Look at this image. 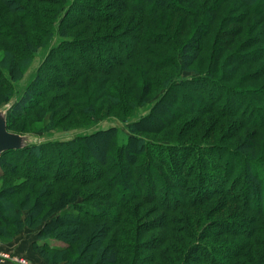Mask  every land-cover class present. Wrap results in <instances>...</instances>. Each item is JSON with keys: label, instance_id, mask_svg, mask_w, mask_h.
<instances>
[{"label": "trees", "instance_id": "obj_1", "mask_svg": "<svg viewBox=\"0 0 264 264\" xmlns=\"http://www.w3.org/2000/svg\"><path fill=\"white\" fill-rule=\"evenodd\" d=\"M81 26L12 103L10 131L78 128L109 114L127 121L164 92L127 130L1 154L0 179L20 180L0 190V238L37 229L33 247L47 264H264V0H0V107L38 49ZM197 61L204 78L180 79ZM248 65L256 67L241 73ZM219 104L244 115L227 135L252 150L221 147L225 162L216 164L208 146L184 137ZM190 114L199 118L182 124ZM215 198L232 204L235 218L200 230L209 213L200 209ZM147 203L168 232L144 255L137 218ZM182 208L192 214L175 230ZM208 239L217 242L202 244Z\"/></svg>", "mask_w": 264, "mask_h": 264}, {"label": "rangeland", "instance_id": "obj_2", "mask_svg": "<svg viewBox=\"0 0 264 264\" xmlns=\"http://www.w3.org/2000/svg\"><path fill=\"white\" fill-rule=\"evenodd\" d=\"M72 1L73 0H68L69 6L72 3ZM83 28H84V26L77 27L76 29H74L73 31L70 32V35L67 38L63 37L57 33V35L53 36L51 42H49L48 44H46L43 47H41L40 49H38V51L34 54L31 63L27 67L26 71L23 73L22 77L16 81H13L14 91H13V95L10 99L11 103H14L20 99L21 95L24 93V91L28 88V86L32 83L33 79L36 77V75H37L40 67L42 66V64L46 60H49V58H50L49 56L52 53L53 49L56 47H59L62 43L66 42L67 40H72L75 37L74 32L79 31ZM57 29H58V27H57ZM104 33H107V32H103V34ZM118 33H120V32H118ZM244 38H245L244 36H238L236 41L240 42ZM253 67L255 68L256 66H253ZM253 67L251 65H248L246 67V69L242 68L240 72L241 73L250 72V71H252L251 69ZM205 70H206L205 67H203L202 64L197 61L191 68L183 71L180 74L179 78L183 79V80H195L198 78L200 79L202 77L204 78L205 73H206ZM261 82H264V79L262 81H260V83ZM260 83L252 82V83H248L246 86L252 87V86L258 85ZM201 85L203 86V88H206V86H204V81L201 82ZM201 85H200V87H201ZM213 88L215 90V95H216V92L218 91V89L216 87H213ZM163 92L164 91H161L154 99L148 101L147 104H145L141 107H138L133 112V114L131 115V117L127 121H122L118 117H116L115 115L109 114V115L102 116L103 118L101 119L100 122L89 123L87 125H84L83 127L74 128L73 126H71L72 128L65 129L66 125H69V124L64 123L63 125L56 127L55 129H53L51 131L35 132V133H37V135L40 137V144H44V143L55 142V141H69V140L73 139L75 136L87 135V134H90V133L96 131L97 129L108 128V127H112V126H116V127H119L123 130H127L128 126L132 122L137 121L140 118L146 116L151 111V109L155 105L156 101L158 100L159 96H161ZM196 96L201 99V97L199 95H196ZM219 105L220 106H217L218 111H219L218 115H216V114H209L207 116L203 115L202 116L203 120L202 121L200 120L198 126L196 128L191 127L190 131L188 133H186L185 134L186 136L184 137L185 140L188 142H195L196 141V142L202 144L203 146H208L207 149L210 150L209 160H211L212 162H216V164L220 163L221 161L223 163L225 162V161L221 160L218 156L219 154H221L220 151H218L219 148H221V147L223 148L226 146V147L231 148V149L236 150V151H238V149H239L240 151H243L246 153H249L250 150H252L250 148L249 149L245 148L244 147L245 145H239L238 143L240 142L241 139H239V138L229 139L231 136L227 135L228 132L231 133L232 135L236 134L235 133V131L237 130L236 128L239 127L240 123L245 118L244 115H241V116L240 115H237V116L227 115L228 111L229 112L233 111V105H230L228 107V109L226 107H224L222 104H219ZM247 116H249L248 121L255 118L253 111L252 112L247 111L246 117ZM197 118H199V116L197 117V114H190V115L185 116L182 119L181 123L182 124L184 122L187 123V122L192 121V120L197 119ZM234 124H237L236 128L233 127ZM28 134H31V133H28ZM148 137L153 138V139L155 138L159 141L160 140L163 141V139H161V137L157 138L156 135H150V136L148 135ZM245 143H249L248 145H250L249 141H245ZM263 152H264V150L261 152V154H262L261 156H263ZM0 171H2V167H0ZM19 180H20L19 178L14 179L12 177L0 179V190H2L3 188H7L8 186L13 185L16 182H19ZM95 186L96 185H92V186L88 187L87 189L89 190L90 188H94ZM222 201L223 200H221V198H215V200H212L211 202H209L205 206V208L200 209L201 210L200 212H202V211L203 212L204 211L209 212L204 218L205 221L203 220V222L200 224V230L202 227H204V225H206L207 222H211L213 220H216V221L217 220H224L226 218H229V219L235 218V217H233V215L230 216V214H232V211H233L232 210L233 205L228 204L225 201L224 202H222ZM220 203H221V205H220ZM136 204H138L137 201H135L132 205L135 207ZM146 211H149V213L147 215H144L146 213ZM158 211H159V209L153 203L144 204L142 207V210H140L141 213H139V215H138L137 225H139V228L144 230L145 233L143 234V239H142V237H140L142 240H140L138 242L139 254H140V252H142V247L145 245H146V249H145L146 251L145 250L144 251L146 253L144 255L154 254L155 252L153 249H155L156 247L158 248V245H159L158 242L168 232V231L166 232V230L163 228V225H162L163 222H161L162 221V217H161L162 213L158 212ZM191 211L184 210V208H182L180 211H178L177 214L181 217V219L179 220L181 222H178V221L174 222V224L171 228H173L175 230L185 229L187 221L184 220V218L191 216V214H192ZM250 214L251 213H247L246 216L250 215ZM260 217L264 218L263 215ZM238 220H241V219L238 217ZM192 222H194V221H192ZM102 225L103 224H101V226ZM22 232H23V234H26V236L28 237L27 239H29L31 237L36 238V235L38 237V234H36V232H38V230L34 229V228H30L28 226H25L19 234H21ZM14 239L8 240L5 238H0L1 250H2L1 246L11 243ZM223 240H225V239L219 238L217 241H219V243H220ZM232 240L236 242V241H241L242 239H232ZM202 241H203L202 244H205V245L207 243H209V241L212 243L217 242V241H214L211 239H208L206 241L202 240ZM50 242H52L54 244H62L61 242H59L58 240H55V239H52ZM133 244L132 243L128 244L129 249H131V247L134 246ZM160 249H162V248H160ZM23 255L28 258L27 255H25V254H23ZM13 256H15V255L13 254ZM15 257H18V256H15ZM18 258H25V257H18ZM27 258H25V259L28 261ZM142 264H144V263H142Z\"/></svg>", "mask_w": 264, "mask_h": 264}, {"label": "water", "instance_id": "obj_3", "mask_svg": "<svg viewBox=\"0 0 264 264\" xmlns=\"http://www.w3.org/2000/svg\"><path fill=\"white\" fill-rule=\"evenodd\" d=\"M12 103H6L0 107V155L11 150H22L40 144L37 134H20L12 132L8 128L9 112Z\"/></svg>", "mask_w": 264, "mask_h": 264}, {"label": "crops", "instance_id": "obj_4", "mask_svg": "<svg viewBox=\"0 0 264 264\" xmlns=\"http://www.w3.org/2000/svg\"><path fill=\"white\" fill-rule=\"evenodd\" d=\"M38 234V232H36ZM28 237L26 234H19L16 238L9 244L3 245L2 250L8 253H12L18 257H25L23 254L28 256L29 264H47V262L41 257V255L34 249L33 243L37 240V235L35 237Z\"/></svg>", "mask_w": 264, "mask_h": 264}, {"label": "built area", "instance_id": "obj_5", "mask_svg": "<svg viewBox=\"0 0 264 264\" xmlns=\"http://www.w3.org/2000/svg\"><path fill=\"white\" fill-rule=\"evenodd\" d=\"M0 264H29L25 258H18L0 248Z\"/></svg>", "mask_w": 264, "mask_h": 264}]
</instances>
